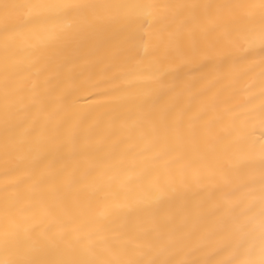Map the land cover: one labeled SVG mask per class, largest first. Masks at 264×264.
<instances>
[{"label":"snow or ice","instance_id":"obj_1","mask_svg":"<svg viewBox=\"0 0 264 264\" xmlns=\"http://www.w3.org/2000/svg\"><path fill=\"white\" fill-rule=\"evenodd\" d=\"M57 21L60 30L52 37L65 53L76 48L102 46L111 38L119 45L111 50L112 59L123 58L131 70L114 80L122 102L131 104L138 126L148 130L149 150L158 167L147 170L141 180L163 194L175 184L178 175L199 171L219 163L215 150L201 148L206 138L190 121L183 129L186 112H177L174 98L165 90L167 69L176 61L182 63H231L243 65L260 54L258 86L264 98V0H229L225 3L177 2H103V0H0V32L5 37L3 58V133L5 164L17 153H30L28 143L18 139L22 127L20 89L16 82L17 65L12 56L11 36L22 26L33 22ZM157 26V43L151 53L148 70L157 87L148 94L131 91V77L137 76L142 63L135 55L140 26L145 22ZM256 65L246 67L240 75L252 76ZM256 82V81H254ZM251 87V85H250ZM264 125V102L259 109ZM69 111L47 134L51 151L29 161L35 171L50 157L65 149L87 155V142L95 127L104 121ZM194 119L203 120L204 116ZM245 121L233 123L229 135L235 136L234 163L228 170L242 178L228 194L229 199L212 212L210 226L193 229L186 222L177 224L175 214L161 211L151 204L146 224L130 222L109 236L106 229L95 231H37L28 225L23 206L16 193L6 186L0 226V264H264V144L258 155H246L243 136ZM27 135L45 139L42 130H26ZM226 139L218 135L214 144ZM66 169L42 174L41 183L64 181ZM6 175L9 174L6 169ZM69 182H73L69 178ZM18 187L19 184L13 185ZM235 198V199H231ZM103 215V213H102Z\"/></svg>","mask_w":264,"mask_h":264},{"label":"bare ground","instance_id":"obj_2","mask_svg":"<svg viewBox=\"0 0 264 264\" xmlns=\"http://www.w3.org/2000/svg\"><path fill=\"white\" fill-rule=\"evenodd\" d=\"M103 2L225 3L229 0ZM60 27L54 20L33 22L20 27L10 38L23 121L17 137L30 145L31 152L17 153L11 163L5 164L0 86V226L6 186L9 194L16 193L22 205L30 208L25 213L28 225L37 231L60 227L85 231L106 229L104 234L112 236L130 222L146 224L150 214L145 209L150 204L161 211H171L177 224L183 221L197 230L210 226L214 219L212 212L242 182L238 174L228 171L234 163L235 136L229 135L233 123L245 121L246 155H258L260 145L264 144V125L258 116L264 102L258 86L259 52L243 65L176 61L164 66L167 69L165 90L174 98L177 112H186L182 130H187L190 121L194 122L206 138L201 148L214 149L219 163L178 175L175 184L157 203L161 193L141 180L143 173L159 166L149 150L148 130L138 126L131 104L122 102L121 94L113 92L117 85L128 86L125 81L113 78L131 70L123 58L111 57V50L119 45V40L113 37L102 46L74 47L65 53L52 39ZM157 31V26L148 21L140 26L135 55L142 63L137 76L130 78L135 84L131 88L133 93L148 94L157 87L148 70ZM4 42L0 32V84ZM252 64L256 65L252 76L242 77L240 74ZM69 111L90 117V126L96 125V117L105 118L87 142L89 153L73 154L65 148L58 157H50L34 171L29 161L51 151L47 134ZM198 116L204 119H194ZM32 129L42 130L45 139L38 141L37 136L27 135L26 130ZM218 135L226 139L214 144ZM60 168L67 170L64 181L40 182L42 174H51ZM17 183L19 186L14 187ZM0 258H3L2 251Z\"/></svg>","mask_w":264,"mask_h":264}]
</instances>
